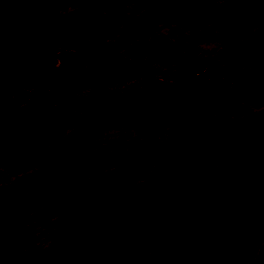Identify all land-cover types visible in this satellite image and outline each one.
Here are the masks:
<instances>
[{
    "label": "rangeland",
    "instance_id": "374dc122",
    "mask_svg": "<svg viewBox=\"0 0 264 264\" xmlns=\"http://www.w3.org/2000/svg\"><path fill=\"white\" fill-rule=\"evenodd\" d=\"M157 1L0 0V59L32 57L0 76V132L28 114L47 151L0 160V264H264V0H163L149 24ZM64 50L85 70L30 107ZM47 168L87 222L47 205Z\"/></svg>",
    "mask_w": 264,
    "mask_h": 264
},
{
    "label": "water",
    "instance_id": "95a60500",
    "mask_svg": "<svg viewBox=\"0 0 264 264\" xmlns=\"http://www.w3.org/2000/svg\"><path fill=\"white\" fill-rule=\"evenodd\" d=\"M166 10V2L157 1L150 11L145 15V20L149 24H154ZM172 55H177L175 49L171 50ZM59 63L52 70V85H39L27 92L30 107H36L52 97L59 91L64 90L72 84V77L76 73L85 70V63L75 50H64L57 53ZM32 64L31 55L25 52L8 50L4 58L0 60L2 76L20 70L25 71ZM187 74V69L180 66L175 73V77L182 78ZM32 118L25 114L23 118L16 120L14 127H2L0 132V160L17 161L36 157L41 160L47 158L45 147L37 142L35 144L26 143L32 132ZM21 131L20 133H18ZM161 173L170 174L174 168V162L169 154H165L159 161ZM42 180L46 189V201L48 206L57 207L64 217V222L68 227H73L77 222H87L89 220L88 203L76 193H72L64 182L60 181L56 172L45 169ZM207 255V253H204ZM1 259V256H0ZM176 264H196L191 259L177 261Z\"/></svg>",
    "mask_w": 264,
    "mask_h": 264
},
{
    "label": "trees",
    "instance_id": "16d2710c",
    "mask_svg": "<svg viewBox=\"0 0 264 264\" xmlns=\"http://www.w3.org/2000/svg\"><path fill=\"white\" fill-rule=\"evenodd\" d=\"M220 181H232L234 182L236 179L235 173L231 172L230 168L227 166V168L223 169L220 172V177L217 178Z\"/></svg>",
    "mask_w": 264,
    "mask_h": 264
},
{
    "label": "flooded vegetation",
    "instance_id": "af4514ba",
    "mask_svg": "<svg viewBox=\"0 0 264 264\" xmlns=\"http://www.w3.org/2000/svg\"><path fill=\"white\" fill-rule=\"evenodd\" d=\"M6 54H7V52H6ZM6 56V55H5ZM81 58V57H80ZM2 59V58H1ZM0 59V60H1ZM0 76L2 77V78H5V77H3L2 76V72H1V69H0ZM7 77V76H6ZM71 86V85H70ZM32 123H33V119H32ZM31 128H32V124H31ZM21 131H19L18 133H20ZM29 159H36V157H31V158H29ZM38 159V158H37Z\"/></svg>",
    "mask_w": 264,
    "mask_h": 264
}]
</instances>
